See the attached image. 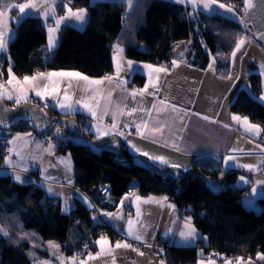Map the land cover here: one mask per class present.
Segmentation results:
<instances>
[{"label":"trees","instance_id":"16d2710c","mask_svg":"<svg viewBox=\"0 0 264 264\" xmlns=\"http://www.w3.org/2000/svg\"><path fill=\"white\" fill-rule=\"evenodd\" d=\"M7 1L18 4L26 0ZM90 1L70 0L72 10L87 9V23L82 30L64 26L48 61L40 58L47 38L43 21L36 17L21 21L6 51L13 73L22 78L56 70L79 72L93 79L107 77L113 70L112 48L115 44L122 46L124 56L129 61L158 66L183 60L196 68L205 69L210 57L219 54V59H215L216 70L219 71L228 63L236 42L244 36L250 37L239 19L241 0H218L236 11L235 19H227L219 14L209 16L164 0H138L129 14L122 3L91 5ZM0 6L6 7L5 0ZM59 13H62L61 9ZM10 65L5 62L1 65L4 76ZM144 82V76L135 74L128 85L142 88ZM248 83L250 92L240 91L230 111L247 117L263 129L264 106L255 99L261 93V78L252 74L248 77ZM40 106L46 111L48 119L76 118L83 136L98 140L86 129L88 120L82 115H60L42 104ZM11 131L30 129L28 123L24 122L14 126ZM56 152L70 154L74 162L73 184L96 205L97 211L107 204L103 203L97 189L103 184L110 186L114 201L135 185L133 190L140 196L163 195L177 209H191L192 213H188L187 217H191L192 225L204 238L207 237L205 247L199 244L203 255L197 252V246V249H180L169 244L161 255L165 264H195L198 259L208 258L206 254L210 249L217 250L228 259H247L264 253V213L255 217L242 210L241 200L247 196L251 182L246 187H234L236 174L225 177L227 190L223 194L213 195L193 177L178 181L155 176L132 165L124 168L114 163L113 156L108 153L96 156L84 147L59 145ZM122 154L129 161L135 158L126 148ZM3 160L0 144V169ZM219 165L213 157H201L193 161L188 172H200L222 179L224 174L219 170ZM261 172L264 173V170ZM72 206L71 211L65 214L60 201L47 197L40 186H22L9 176L0 175V227L8 233L7 237L0 235V264H35L48 255L50 242H56L64 256L75 254L81 258L86 254L81 253L82 247L93 244L99 230L115 241L117 231L100 223L93 208L77 200ZM94 214L99 221L93 219Z\"/></svg>","mask_w":264,"mask_h":264},{"label":"crops","instance_id":"0c3cea01","mask_svg":"<svg viewBox=\"0 0 264 264\" xmlns=\"http://www.w3.org/2000/svg\"><path fill=\"white\" fill-rule=\"evenodd\" d=\"M164 1L194 10L190 4L177 3L176 0ZM106 2L124 4L127 7L128 14L133 9V7L129 8L127 0H91L90 4L95 5V3ZM5 3L6 7L1 8L0 6V11L6 13L4 23L8 25V29L14 30L13 39L16 35V29L20 24L14 22L19 16V12L18 8L11 11L7 8L8 5L16 3L7 0H5ZM64 4L67 3L64 0H59L55 5V15H49L47 21L39 13L32 16L43 21L47 32L46 44L40 52V58L44 61H48L54 52V50L51 52L48 50V38L50 35L48 28H55V20L66 14L67 9L63 6ZM44 7H47V3H45ZM59 7L62 12L61 14L59 13ZM200 7L202 5L198 6L196 10L200 11ZM226 7L230 6L227 5ZM76 10L78 9H74L73 11ZM14 11L15 15L13 14ZM218 14L227 19H235L237 17L235 10L229 13L225 9H218ZM86 15L88 17V12H86ZM87 20L82 27L74 19L62 23L59 31L51 35L57 40L58 44V39L64 26L68 25L82 30ZM0 30H5L3 24H0ZM243 38L245 39V44L236 53L235 60L232 58V51L225 68H221L219 71L216 70L215 66V59H219V54H216L214 58L210 57L211 60L205 69L196 68L183 60L176 61L175 67L172 63L164 66L152 65L153 68H167V73H155L153 69L143 67L147 63L133 61L140 66V71L137 74L145 77V84L142 88L134 85L129 86L128 84L131 79L127 82L124 81L123 77L126 75V71H121L119 74L120 78H117L116 62L113 59L116 54L114 46L117 44L112 48L113 70L110 76H107L111 77V80L105 79L106 77L99 79L88 77L89 81H103V83L97 85L78 77L45 76L44 79L39 81L41 87L36 89L43 92V85L46 84L48 86V92L44 99L35 95V91L31 89V82L26 84L23 81V77H17L12 70V74L16 79H12L9 83V68L4 76L3 70L0 67V86H3L0 87V92H3L5 96L13 95L14 97L13 100L6 98L0 100H4L11 106L16 105L15 98L23 94L27 96V102L39 103L44 107L47 104L49 105L48 108L58 112L60 115L80 114L88 120L86 129H89L96 139L117 137L134 157H144L157 168H174L182 172H188L195 159L213 157L220 163L219 170H221L222 174L234 169L257 174L264 170V147L260 142L263 129L260 127L261 134L258 136L245 131L246 125L243 124L242 120L240 122L232 120L233 115L241 118L244 116L242 117L230 111V106L240 91L245 90L250 92L248 77L252 74H256L261 78V93L255 99L264 106V101L259 99L264 94V74H262L264 73V47L254 44L250 37L244 36ZM118 46L122 48L121 45ZM121 55L123 57L122 67L126 70V62L129 60L125 58L124 51ZM7 61V65H10L11 60L8 58ZM210 64L213 65L211 69L209 68ZM59 72L72 71L55 70L44 72V74ZM38 74L40 73H35L32 76ZM229 75L233 77L232 80L228 79ZM157 76L159 77L158 81L156 79ZM237 76L239 77L238 80L235 79ZM145 85L149 86L146 92L135 96L130 95L133 92L140 93V90L144 89ZM156 88H159V91L154 95L151 94ZM53 89L56 91H53ZM66 96L67 99L65 98ZM77 100H80L81 103L76 104ZM161 101H164V103H161ZM23 103L26 102L22 99L20 104ZM59 103L71 104L72 110L61 109ZM52 105L56 106L52 107ZM154 105L155 107H153ZM173 105H175V108L172 107ZM131 109H136L137 111L128 115ZM93 112L95 116L92 115ZM205 116L209 119H204L203 117ZM113 123L116 124L115 128L112 127ZM145 123H147V128L144 127ZM125 124H128L129 127L125 128ZM225 124L230 127H224ZM136 125H140V132L144 133L143 136L137 132ZM161 127L163 128L162 132L154 133L152 131L154 128ZM121 132L123 135L120 134ZM28 133H31V136H28ZM100 133H107V135H100ZM13 137L18 138L14 143L9 144L8 140ZM3 139L7 140L8 148H12L13 153L11 156L12 166L6 164L5 159L3 160V167L0 169L1 176H4L2 173L6 171L8 173L6 176L11 177L15 183L22 186L35 184L41 187L43 184L41 188L47 197L50 196L60 201L62 211L65 214L71 211L75 200L87 207H91L87 195L80 192L75 187V184H73L74 162L70 154H57L55 141H49L47 136H40L36 133L34 134L32 131L0 130V140L2 141ZM49 142L53 144L51 149H49ZM46 149L47 151H45ZM143 153H148V155H143ZM157 156L165 157L169 161V164H161L157 160L150 159V157ZM226 156L234 158L229 160L227 167L224 161ZM172 164L180 165L181 167H171L170 165ZM244 164H252L256 168L249 171L239 166ZM24 168H28V171L25 172ZM17 173L31 182L27 184L16 182L14 176ZM31 174L40 175L41 181L35 183ZM45 174L51 177V179L46 180ZM236 177L235 183L239 181V175ZM69 180H71V184L68 183ZM248 184L242 182L238 187H246ZM49 187H52L59 195H49L47 192ZM85 198L87 202H85ZM165 198L163 195L140 196L135 190L131 189L130 192H126V194L116 199L115 207L112 208L110 205L104 203L106 204L104 207L98 208L99 213L97 212V216L98 214L102 216L109 227L115 232L117 231V233L124 235L125 240L123 242L132 244L133 248L139 251L140 244L150 245L159 242L161 239L169 240L172 246L180 249H194L197 244L205 247L206 240L198 230L200 238L192 245H185L181 241L180 232L184 230L188 217L179 218L176 205ZM66 200H70L69 211L64 210ZM121 201H123V205L128 204L130 206L132 210L130 217L126 218L122 214ZM138 210L139 215L137 214ZM105 212L118 214L123 219L109 218L103 215ZM97 216L95 217L97 218ZM129 218L133 220L134 231L138 230L144 236L146 243L136 241L127 235ZM140 224L145 225V228L141 229ZM169 229H172L174 235L168 232ZM106 238L112 246L111 253L108 251L102 252L101 246L96 244V241L100 238L95 239L93 250L90 249L81 258L76 257L75 254L73 256H64L60 246L56 242H51V245H57L58 247H51L49 243L47 246L48 255L36 261L35 264H61L62 260L64 264H80L82 260L86 264H165L158 252L154 253L148 249L143 252L144 255H139L132 248H114L115 242L108 236ZM108 248L109 245H104V249L107 250ZM201 251L197 249L198 253H201ZM98 253H100L99 256H97ZM89 254L95 258L89 259ZM113 256L115 260H113ZM74 257L75 261L73 262ZM256 257L257 255L251 258L253 264H264V261L258 260ZM235 259L232 258L230 260L235 261ZM202 260L207 264L208 258L198 259L195 264H199ZM216 264H223V261H216Z\"/></svg>","mask_w":264,"mask_h":264},{"label":"snow or ice","instance_id":"6c2138e0","mask_svg":"<svg viewBox=\"0 0 264 264\" xmlns=\"http://www.w3.org/2000/svg\"><path fill=\"white\" fill-rule=\"evenodd\" d=\"M58 2H59V0H27V2L8 5L7 8H8L9 11H11L12 9L18 8L19 16L14 21L17 24L20 23L21 21H23L25 18H31L34 14H37V13H39V15L43 16L45 21H47L49 15H52V16L55 15V5ZM135 2H136V0H127L129 8L134 7L135 6ZM176 2L177 3L190 4V5H192L194 10H196L198 6L202 5V7H200V11L204 12L206 15H209V16L218 14V9H225L229 13L234 12V9L232 7H226L224 4L218 3V0H176ZM257 2L264 4V0H257ZM0 3H3V0H0ZM45 3H47V7H44ZM243 3H244V6H245L244 7V11L247 13V10L249 8L253 7L252 0H243ZM69 5H70V0H69V2L67 4L63 5L67 9V12H66V14L64 16H62V17H60V18L55 20L56 27L55 28H53V27H49L48 28V32L50 34L49 38H48V50H49V52L53 51L54 48L56 47V44H57V40L54 39L51 34L55 33V32H58L62 23H65L67 21H71V20L74 19L75 21L79 22V25L82 27L83 24L87 20V15H86L87 10L86 9H78L76 11H73L72 8ZM214 5H216V7H214ZM41 9H43V10H41ZM5 15H6L5 12L0 11V24H3V27L5 29V30H0V53L6 52L8 50V47H9V44L11 42L12 36L14 35V30L8 29V25L4 23V16ZM189 15L191 16V15H193V13H189ZM240 22L241 23H246L243 19H241ZM260 39H264V35H262L260 37ZM244 44H245V39L244 38H241V39H239L236 42L235 48H234V50L232 52L233 60H235L236 53L238 51H240V49L242 48V46ZM114 49H115V53L116 54L114 55L113 59H114V62H116L117 78L118 79L120 78L119 74L121 73V71H126V75L123 77V79H124L125 82H127L135 74H137L140 71V66L137 65L133 61H127L126 62L127 63V69L125 70L122 67L123 57H122L121 54L123 52V49L120 48L118 45H115ZM172 64L175 67L177 62L173 61ZM143 67L144 68L153 69V71L155 73H167L168 72V69L164 68V67L153 68L152 65H147V64L143 65ZM212 67H213V65L210 64L209 68L211 69ZM262 74H264V73H262ZM9 76H10L9 83L11 82L12 79H16V77H14V75L12 74L11 65L9 66ZM45 76H48V77H51V76L78 77V78H80L82 80L89 81L88 77L82 76V74L79 73V72H59V73H47V74L40 73V74H38L36 76H31V77L25 76V77H23V81L26 84L31 82V89L33 91H35V95L37 97H40L41 99L45 98V95L48 92V86L46 84L43 85V88H44L43 92L37 91L36 89L41 87L39 81L44 79ZM105 79L111 80L112 78L111 77H106ZM156 79L158 81L159 77L157 76ZM228 79L232 80L233 77L231 75H229ZM235 79L238 80L239 77L237 76V77H235ZM89 82L92 83V84H97V85L103 83L102 80H92V81H89ZM0 87H3V86H0ZM148 87H149L148 85H145V88L141 89L140 93L133 92V93H130V95L135 96V95H138V94H143L144 92L147 91ZM53 91H56V90L53 89ZM158 91H159V88H156L155 91L153 93H151V94L154 95ZM4 98H6L8 100H13L14 99L13 95L5 96L3 92H0V99H4ZM65 98L67 99V96ZM22 99L24 100V102H27V100H28L27 96H24L23 94H21L20 96L15 98V104L19 105L21 103ZM259 99L261 101H264V94H262L259 97ZM80 103H81L80 100L76 101V104H80ZM161 103H164V101H161ZM48 106L49 105H47V104L45 105V107H48ZM55 106L56 105H52V107H55ZM59 107L61 109H66V110H69V111L72 110V105L71 104H67V103H59ZM85 107H87V105H85ZM153 107H155V105ZM172 107L175 108V105H173ZM3 111H6V110H3ZM34 111H38V110H34ZM135 111H137V110L136 109H131L128 112V115H131L132 112H135ZM92 115L95 116V113L93 112ZM203 118L206 119V120L209 119L207 116H205ZM232 120L236 121V122H240L242 120L243 124L246 125L245 131L253 133L254 135H257V136L261 134L260 126L259 125H255V124H251L247 117L241 118L239 116L233 115L232 116ZM213 122H215V121H213ZM0 126H2V127H7L8 126L6 118L3 115H0ZM34 127H50V124L37 123V124L34 125ZM112 127L115 128L116 124L113 123ZM124 127L127 128V127H129V125L125 124ZM144 127L147 128V123L144 124ZM224 127H230V126L225 124ZM136 128H137V132L141 136H143L144 133L140 132V125H136ZM162 130H163L162 127L161 128L152 129V131L154 133L155 132H162ZM120 134L123 135L122 132ZM27 135L31 136V133H28ZM55 135H57V136L59 135V129L57 130V133ZM100 135H107V133H100ZM17 138L18 137H13L12 139H9L8 143L9 144L14 143V141ZM52 147H53V144L51 142H49V149H51ZM45 151H47V149ZM234 151H235V149H234ZM8 153H9V155H6L4 157V159H5L6 164L12 166L11 156H12V153H13V149L9 148L8 149ZM17 155H18V153H17ZM143 155H148V153H143ZM150 159L157 160L161 164H169V161L163 156L150 157ZM232 159H234V158L231 157V156H226L224 158L226 167L228 166L229 160H232ZM170 166L171 167H181L180 165H175V164H172ZM239 166H242V167L248 169L249 171H252V170H254L256 168V166L252 165V164H244V165H239ZM23 170L26 172V171H28V168H24ZM45 173H46V170H45ZM2 174L3 175H8V173L6 171L3 172ZM45 179L46 180L47 179H51V177H49V176H47L45 174ZM14 180L16 182L22 183V184H27V183L31 182V181L23 178L18 173L14 176ZM240 180L244 181L245 183H249L250 182L244 176H241ZM68 183L71 184V180H69ZM257 185H264V180L257 179L255 181V184L253 185V188H252V192H253L254 196L257 195V194H262L261 190L258 189ZM41 187H43V184L41 185ZM47 192L51 196L59 195L58 193H56L54 191V189L52 187H49L47 189ZM85 202H87L86 198H85ZM145 202H148V201H145ZM122 207H123V201H121V208ZM64 210L65 211H69L70 210V200H66V206H65ZM137 214L139 215V210H138ZM103 215H105V216H107L109 218L123 219L122 216H120L118 214H114L112 212H105V213H103ZM93 219L95 220L96 217H93ZM99 222L103 223V221H99ZM173 223H175V221H173ZM128 225H129V228L127 230V235L129 237H131L132 239L136 240V241H141V242L146 243V241L144 239V236L141 235L138 230L134 231V229H133V220L131 218L128 219ZM140 228L141 229L145 228V225L140 224ZM168 232L171 233L172 235H174V233L172 232V229H169ZM0 233H2L5 237L8 236V233L4 232L3 229H0ZM180 237H181V241L185 245H189V246L192 245L197 239L200 238V234L197 232L195 227L191 225V217L187 218L186 223H185V228H184V230H182L180 232ZM204 239L206 240L207 237H205ZM96 244L101 246L102 252L108 251L109 253H111L112 246L109 244V241H108V239L106 237L101 236V238L96 241ZM104 245H109V248L107 250L104 249ZM50 246L51 247H58L57 245H51V242H50ZM148 246L151 247L152 245H148ZM86 247H87V245H86ZM121 247H123V248H132L134 251H137L139 255H144L143 252H140L138 249L133 248L132 244H130V243L117 241L115 243V245H114V248H121ZM99 255H100V253L97 254V256H99ZM200 255H203V252H201ZM216 255H218L220 257V259L223 261V264H253L251 258L245 259L243 257H237L235 259V261H233V260H230V259H228L226 257H223L220 254H216ZM94 258L95 257H92V255L89 254V259H94ZM256 258L258 260L264 261V253H257V257ZM113 260H115L114 256H113ZM74 261H75V257L73 258V262ZM61 264H64L63 260L61 261ZM80 264H86V262L82 260V261H80ZM199 264H205V262L202 260V261L199 262ZM207 264H216V261L213 260L212 258H209L208 261H207Z\"/></svg>","mask_w":264,"mask_h":264},{"label":"water","instance_id":"95a60500","mask_svg":"<svg viewBox=\"0 0 264 264\" xmlns=\"http://www.w3.org/2000/svg\"><path fill=\"white\" fill-rule=\"evenodd\" d=\"M240 11L239 19H243L246 23L243 26L247 29V33L252 38V42L256 45L260 44L264 47V39H260L264 35V4L258 3L257 0H252L253 7L244 11L243 0ZM6 110V111H3ZM38 110V111H34ZM0 115L6 118L7 127L0 126V130L9 131L14 126L27 122L30 131L34 134H46V132L53 133V139L57 146L62 147H84L88 151L92 152L96 156H100L102 153H108L113 156V161L121 167H127L132 165L138 167L141 170L152 173L155 176H166L174 180H183L188 177L197 179L200 183H203L205 188L209 190L211 194L221 195L227 189L226 176L229 174H236L244 176L251 182L250 189L247 192V196H244L241 200V208L246 213H252L255 217L264 213V185H257L262 194L253 195L252 188L257 179L264 180V173L259 172L257 174L250 173L248 171H242L238 169L229 170L224 173L222 179L212 178L206 176L200 172H187L184 173L181 170L169 168V169H156L149 162L141 156H135L130 161L127 160L122 152L125 148L123 143L117 137L101 138V140H89L80 132L77 127V121L74 117L66 118H52L48 119L46 111L38 103L26 102L19 105L9 106L4 100H0ZM50 124V127H34L35 124ZM59 129V135H55ZM189 213L191 209H188Z\"/></svg>","mask_w":264,"mask_h":264},{"label":"built area","instance_id":"2783aa9c","mask_svg":"<svg viewBox=\"0 0 264 264\" xmlns=\"http://www.w3.org/2000/svg\"><path fill=\"white\" fill-rule=\"evenodd\" d=\"M8 59V56H6L5 53H0V67L1 65L6 62ZM47 136V139L49 141H52L53 139V134L52 133H49L46 135ZM7 140L6 139H3L0 144L2 146V154L4 156L6 155H9L8 153V144L6 143ZM260 142L262 143L263 147H264V128H263V134L261 135L260 137ZM33 180L35 181V183H38L41 181V177L40 175H36V174H31ZM98 191H99V194H101L102 198H103V203H107L108 205H110L111 207H115L116 206V201H114L113 197L111 196L110 194V186L107 185V184H103L102 186H100L98 188ZM129 192V191H128ZM90 203V206L91 208H93V210H95L96 214H97V208H96V205H94V203H92L91 201H89ZM121 212L122 214L127 218V217H130L131 214H132V210L130 208V206L128 204L126 205H123V207L121 208ZM177 213H178V216L179 218H184V217H187L188 216V212H187V209L186 208H181V209H178L177 210ZM99 218L101 221H103V224L104 225H107V222L103 220L102 216H100L98 214ZM101 236H104L106 237L107 234L102 231V230H99L98 231V235H97V238H101ZM125 240V237L124 235H122L121 233H117L116 235V239H115V242L117 241H120V242H123ZM169 240L167 239H164V240H161V242H157V243H154V244H150L152 245L151 247H149L148 245H145V244H140V251L141 252H145L146 250L149 249V251L151 250L152 252H158L160 253V256L163 254V252L166 250V247H168L169 245ZM87 245V247H86ZM93 246V244H85L83 247H82V252L81 253H87L90 251L91 247ZM197 248L202 250V247L197 244ZM216 254H220L217 250H214V249H210L208 250L207 252V256H208V259L209 258H212L213 260L215 261H222L220 259V257ZM80 255V254H79ZM221 255V254H220ZM223 257H225L224 255H222ZM251 258V257H249Z\"/></svg>","mask_w":264,"mask_h":264},{"label":"rangeland","instance_id":"374dc122","mask_svg":"<svg viewBox=\"0 0 264 264\" xmlns=\"http://www.w3.org/2000/svg\"><path fill=\"white\" fill-rule=\"evenodd\" d=\"M24 2H27V0L24 1ZM22 3H23V2H22ZM235 12H236V11H235ZM3 53H5V52H3ZM5 54H6V53H5ZM240 177H241V176L238 177L239 181L236 182L237 184H236V183L234 184V185L237 186V187H238L242 182H244V181H241V180H240ZM248 180H249V179H248ZM135 187H136V186L133 185V186H132V189H135ZM98 213H99V212H98ZM0 229H2V228L0 227ZM4 232H5V231H4ZM0 234H2V233H0ZM115 237H116V236H115ZM114 242H115V241H114ZM115 243H116V242H115Z\"/></svg>","mask_w":264,"mask_h":264},{"label":"bare ground","instance_id":"6f19581e","mask_svg":"<svg viewBox=\"0 0 264 264\" xmlns=\"http://www.w3.org/2000/svg\"><path fill=\"white\" fill-rule=\"evenodd\" d=\"M101 186V185H100ZM98 189V188H97ZM99 220H100V218H99ZM104 220V219H103ZM101 221V220H100ZM105 221V220H104Z\"/></svg>","mask_w":264,"mask_h":264},{"label":"flooded vegetation","instance_id":"af4514ba","mask_svg":"<svg viewBox=\"0 0 264 264\" xmlns=\"http://www.w3.org/2000/svg\"><path fill=\"white\" fill-rule=\"evenodd\" d=\"M7 60H8V59H7ZM6 62H7V61H6ZM6 62H5V63H6Z\"/></svg>","mask_w":264,"mask_h":264}]
</instances>
